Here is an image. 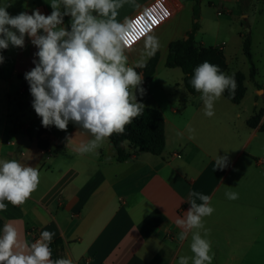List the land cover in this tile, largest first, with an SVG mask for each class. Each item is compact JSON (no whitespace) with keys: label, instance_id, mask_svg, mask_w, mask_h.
I'll use <instances>...</instances> for the list:
<instances>
[{"label":"crops","instance_id":"obj_1","mask_svg":"<svg viewBox=\"0 0 264 264\" xmlns=\"http://www.w3.org/2000/svg\"><path fill=\"white\" fill-rule=\"evenodd\" d=\"M152 1L137 0L140 7L136 9L125 6L119 19L132 17ZM238 2L258 12L264 4V0ZM16 4L15 0L11 8ZM24 6L29 13L36 8L51 13L46 0H25ZM231 11L222 5L218 14ZM177 15L152 33L159 40V59L152 76L145 78L144 72L136 69L143 75L142 86L146 89V95H137L138 100L144 103L145 99L146 106L160 110L165 117L166 146L161 155L136 154L128 143L124 147L133 155L119 161L111 141L98 149L99 155L77 154L74 149L90 135L71 123L67 132L54 126L45 129L31 106L29 85L19 77L34 67L37 49L26 38L23 49L14 48L11 53L8 49L3 54L0 69L10 71L19 89L7 94L1 111L0 158L15 159L40 171L39 187L30 199L19 207L9 204L6 212H0L4 225L17 228L22 240L30 243L32 230L39 237L42 231L54 232L52 243L60 240L53 245L57 258H71L73 264H178L180 256L193 255L191 233L179 241L183 229L176 220L185 216L190 207L189 192L194 191L210 196L215 209L204 218L205 228L210 229L207 238L214 253L212 264H240L242 260L264 257L259 242L262 239L264 243V132L248 125L250 117L264 104L255 99L246 105V86L240 104L222 95L215 102V115H204L200 93L187 91L184 73L171 71L166 75L164 71L170 43L181 38L162 28ZM243 18L248 21L250 14ZM231 29L232 34L225 39L232 40L238 34L243 49L242 22L234 23ZM236 44L237 50L241 43ZM227 46L228 40L218 45L226 58ZM143 50L144 39L127 51L129 65L141 58ZM152 58L146 57V64ZM228 70V75L238 71ZM161 75H174L176 79L162 81ZM41 129L45 130L42 138L49 143L47 149L38 146ZM66 136H72L68 146ZM225 154L230 161L228 167L215 169L216 156ZM229 191L238 193L239 198L229 200L225 195ZM196 203L201 201L196 199Z\"/></svg>","mask_w":264,"mask_h":264},{"label":"clouds","instance_id":"obj_2","mask_svg":"<svg viewBox=\"0 0 264 264\" xmlns=\"http://www.w3.org/2000/svg\"><path fill=\"white\" fill-rule=\"evenodd\" d=\"M15 0L0 3V64L2 52L9 47L23 49L26 38L37 49L32 67L24 74L32 97L31 106L47 129L67 132L71 123L90 135L74 151L79 155L95 152L113 135H122L133 120L143 115L146 105L138 100L146 95L142 86L144 77L136 69L146 67V57H152L159 49V40L152 32L149 21L157 24L170 15L167 9L154 13L145 9L135 20L127 15L119 19L125 6L136 9L137 0H46L51 13L44 14L36 8L29 13L16 15L8 12ZM163 8V5H160ZM146 17V19H145ZM67 18V23L65 22ZM145 24V30L137 35V25ZM155 21V22H154ZM144 39L141 58L129 65L127 51ZM191 86L200 93L204 115H215V102L227 90L234 95V74L228 75L218 65L204 61L194 69ZM190 132L194 131L189 129ZM66 146L72 136H66ZM129 141L121 142L127 145ZM227 154L215 158V169L229 165ZM40 184L37 167L26 166L15 159L0 158V212L8 205L19 207L30 199ZM229 200L239 194L226 192ZM196 199L201 203L197 204ZM7 202V203H6ZM190 207L176 224L181 231L177 237L184 241L191 233V257L180 256L178 264H212L210 229L205 228L204 218L215 209L211 197L190 191ZM203 231V235L201 234ZM54 232L42 231L39 239L29 243L21 239L12 224L0 229V264H73L71 258H52L51 244Z\"/></svg>","mask_w":264,"mask_h":264},{"label":"rangeland","instance_id":"obj_3","mask_svg":"<svg viewBox=\"0 0 264 264\" xmlns=\"http://www.w3.org/2000/svg\"><path fill=\"white\" fill-rule=\"evenodd\" d=\"M17 4L15 7H9L7 10L10 14L16 15L21 11H24L25 0H16ZM185 10L177 15L169 24L163 27V31L167 33H177L181 39H186L188 33L192 32L195 24L199 25L198 30L195 33V41L197 44H203V46H213L216 47L222 44L223 40H228V57L227 63L230 62L228 67V72H233L238 70L246 75V86L248 87V94L246 98V105H251L253 100L257 99L260 103L264 104V4H261L262 9L258 7L259 10L255 11L249 4L243 5L242 2L238 0H184ZM261 2V1H260ZM3 3V0H0ZM211 3V4H210ZM222 5L228 6L232 11L230 13H223L219 16L218 12L222 11ZM259 5V4H258ZM198 10L196 14L195 10ZM257 9V10H258ZM250 18L247 21L243 18L244 15H249ZM174 18V17H173ZM241 23L243 25L244 34L250 33L253 39L252 53L253 59L257 68V75L255 79L250 77V64L244 51L242 49V42L240 36H232V40L225 37L232 34V26L234 23ZM187 32L182 35V31ZM157 31V30H156ZM156 35V34H154ZM170 38V35H169ZM237 43L239 44V49L236 50ZM14 47L9 48V52L13 51ZM166 66V65H165ZM164 66V67H165ZM0 115L1 111L5 106L7 101V94L13 93L19 86L17 80L10 78V71L4 68L0 69ZM165 74L173 73L175 71L181 75L183 71L180 68H164ZM169 71V72H168ZM162 81H173L176 76H160ZM19 89V87H18ZM17 89V90H18ZM29 92V89H28ZM30 94V93H29ZM144 103L146 102L143 99ZM146 104V103H145ZM259 110V109H258ZM264 158V156H262ZM261 242V247H263L264 254V243ZM262 255V254H261ZM240 264H264V257H255L251 259L242 260Z\"/></svg>","mask_w":264,"mask_h":264},{"label":"trees","instance_id":"obj_4","mask_svg":"<svg viewBox=\"0 0 264 264\" xmlns=\"http://www.w3.org/2000/svg\"><path fill=\"white\" fill-rule=\"evenodd\" d=\"M195 12L198 14L197 9ZM65 22L67 23V18ZM198 28L199 25L195 24L192 32L188 33V38L179 39L170 43L165 63L166 67L168 68H180L183 71L184 85L187 91L191 94H198V92H196L191 86L190 81L194 74L195 67L202 62L209 61L212 64L218 65L221 71L225 72L226 74L228 70L227 59L221 47H205L202 45H197L194 36ZM243 37V51L250 64V77L251 79H255L257 75V68L252 53V37L250 33L244 34ZM7 50H4L2 55L5 54ZM158 59L159 54L156 53L150 62L146 64V67L142 69L139 68L138 71L142 70L144 72L145 78H149L155 71ZM19 77L24 79V75H19ZM234 77L237 85L234 95L226 90L223 96L232 103L240 104L247 92V87L245 85L246 76L243 72L237 71L234 73ZM263 116L264 108L256 110L248 120V125L251 128L259 127V129L264 132V122L261 124ZM44 132V129H41L39 132L38 146L42 149H47L49 143L47 140L42 138V134ZM27 133L29 134L28 130ZM125 140L129 141V144L136 149V154L148 152L154 155H161L166 146L164 114L156 108L146 106L143 115L134 119L132 124L126 127L124 134L113 135L110 138V141L116 148L117 159L119 161H124L133 155L132 153L126 151L125 147L121 145V142ZM3 226L4 220L0 217V229H2ZM59 242L60 240H57L55 243L51 244L52 250L53 245L55 246ZM52 258L57 259L55 250H53Z\"/></svg>","mask_w":264,"mask_h":264},{"label":"built area","instance_id":"obj_5","mask_svg":"<svg viewBox=\"0 0 264 264\" xmlns=\"http://www.w3.org/2000/svg\"><path fill=\"white\" fill-rule=\"evenodd\" d=\"M160 5H163V8L160 7ZM185 2L184 0H153L150 4H148L146 7L138 11L135 15L130 17V19L135 20L137 17L141 16L145 9H152L154 13H162L163 9H167L170 12V15L165 17L163 20H161L157 24H152L151 21H149V25L152 28V34L154 31H156L159 27H161L163 24L168 22L171 18L176 16L181 10L184 9ZM146 19V17H145ZM137 28V35H140L145 30V24L143 21H140L137 25H135ZM143 38L139 39L134 45H137L140 41H142ZM132 47V48H133ZM262 164H264V159L262 161ZM30 243L35 242L37 239H39V235L36 230H32L30 233Z\"/></svg>","mask_w":264,"mask_h":264},{"label":"snow or ice","instance_id":"obj_6","mask_svg":"<svg viewBox=\"0 0 264 264\" xmlns=\"http://www.w3.org/2000/svg\"><path fill=\"white\" fill-rule=\"evenodd\" d=\"M155 22V21H154Z\"/></svg>","mask_w":264,"mask_h":264},{"label":"water","instance_id":"obj_7","mask_svg":"<svg viewBox=\"0 0 264 264\" xmlns=\"http://www.w3.org/2000/svg\"><path fill=\"white\" fill-rule=\"evenodd\" d=\"M188 38V37H187Z\"/></svg>","mask_w":264,"mask_h":264}]
</instances>
